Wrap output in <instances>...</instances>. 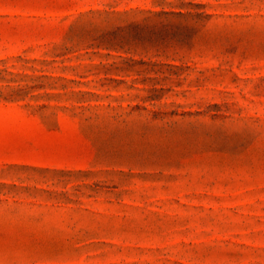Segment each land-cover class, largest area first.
Returning a JSON list of instances; mask_svg holds the SVG:
<instances>
[{"label": "rangeland", "instance_id": "374dc122", "mask_svg": "<svg viewBox=\"0 0 264 264\" xmlns=\"http://www.w3.org/2000/svg\"><path fill=\"white\" fill-rule=\"evenodd\" d=\"M0 264H264V0H0Z\"/></svg>", "mask_w": 264, "mask_h": 264}]
</instances>
